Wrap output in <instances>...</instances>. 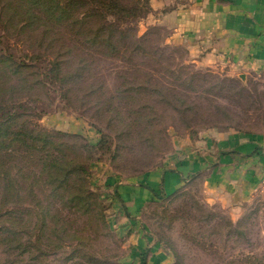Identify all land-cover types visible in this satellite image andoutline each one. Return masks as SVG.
Returning a JSON list of instances; mask_svg holds the SVG:
<instances>
[{
    "label": "rangeland",
    "instance_id": "374dc122",
    "mask_svg": "<svg viewBox=\"0 0 264 264\" xmlns=\"http://www.w3.org/2000/svg\"><path fill=\"white\" fill-rule=\"evenodd\" d=\"M101 1L0 0V264H129L116 183L210 129L264 135L263 75L192 61L154 0ZM261 189L232 208L196 178L136 219L171 264H264Z\"/></svg>",
    "mask_w": 264,
    "mask_h": 264
},
{
    "label": "crops",
    "instance_id": "0c3cea01",
    "mask_svg": "<svg viewBox=\"0 0 264 264\" xmlns=\"http://www.w3.org/2000/svg\"><path fill=\"white\" fill-rule=\"evenodd\" d=\"M150 5L192 61L229 74L264 76V0H154ZM196 178L208 200L232 208L250 201L264 188V135L210 129L179 140L172 156L137 182L116 183L110 211L114 223L130 231L129 264H171L169 253L136 217L146 203L172 196Z\"/></svg>",
    "mask_w": 264,
    "mask_h": 264
},
{
    "label": "trees",
    "instance_id": "16d2710c",
    "mask_svg": "<svg viewBox=\"0 0 264 264\" xmlns=\"http://www.w3.org/2000/svg\"><path fill=\"white\" fill-rule=\"evenodd\" d=\"M77 2V1H74V3ZM107 5H104V7L102 8V12H110V10L115 7V3H116V0H113V1H107V0H103L101 1ZM70 3V2H69ZM71 4V3H70ZM73 5V3L71 4ZM70 5V6H71ZM4 120V119H3ZM135 123V121H133ZM4 123H7V122H4ZM7 125L6 124H0V139L3 138L4 136L8 137L9 136V131L7 130Z\"/></svg>",
    "mask_w": 264,
    "mask_h": 264
}]
</instances>
